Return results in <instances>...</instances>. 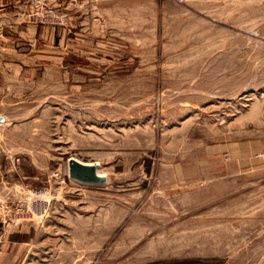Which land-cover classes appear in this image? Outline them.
Returning <instances> with one entry per match:
<instances>
[{"label": "rangeland", "instance_id": "374dc122", "mask_svg": "<svg viewBox=\"0 0 264 264\" xmlns=\"http://www.w3.org/2000/svg\"><path fill=\"white\" fill-rule=\"evenodd\" d=\"M0 116L8 264H264V0H0Z\"/></svg>", "mask_w": 264, "mask_h": 264}, {"label": "water", "instance_id": "95a60500", "mask_svg": "<svg viewBox=\"0 0 264 264\" xmlns=\"http://www.w3.org/2000/svg\"><path fill=\"white\" fill-rule=\"evenodd\" d=\"M1 121V116H0ZM69 175L83 182L101 183L106 177L98 173V166L94 162H87L76 157L68 159Z\"/></svg>", "mask_w": 264, "mask_h": 264}, {"label": "crops", "instance_id": "0c3cea01", "mask_svg": "<svg viewBox=\"0 0 264 264\" xmlns=\"http://www.w3.org/2000/svg\"><path fill=\"white\" fill-rule=\"evenodd\" d=\"M7 252L4 249L0 250V264H8V259L6 258ZM5 258V259H4Z\"/></svg>", "mask_w": 264, "mask_h": 264}, {"label": "bare ground", "instance_id": "6f19581e", "mask_svg": "<svg viewBox=\"0 0 264 264\" xmlns=\"http://www.w3.org/2000/svg\"><path fill=\"white\" fill-rule=\"evenodd\" d=\"M1 123H3V122H1ZM89 162H92V161H89ZM95 163V162H94ZM95 164H97V163H95ZM98 165H100V164H97V166ZM67 170H68V173H69V166H68V168H67ZM98 173L100 174V175H104V172L101 170V168L98 166Z\"/></svg>", "mask_w": 264, "mask_h": 264}]
</instances>
